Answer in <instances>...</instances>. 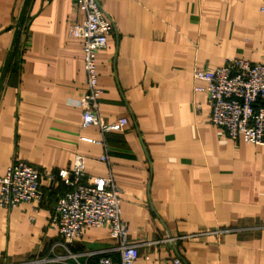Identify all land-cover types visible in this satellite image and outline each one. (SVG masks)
<instances>
[{"label":"crops","instance_id":"obj_1","mask_svg":"<svg viewBox=\"0 0 264 264\" xmlns=\"http://www.w3.org/2000/svg\"><path fill=\"white\" fill-rule=\"evenodd\" d=\"M98 1L113 22L96 57L99 114L127 120L104 136L110 166L100 131L81 124L77 2L0 0V176L15 159L50 172L39 201L0 207V264L119 262L105 227L59 245L50 213L74 187L75 155L121 190L133 264H264V146L213 125L192 78L228 58L264 64V0Z\"/></svg>","mask_w":264,"mask_h":264},{"label":"built area","instance_id":"obj_2","mask_svg":"<svg viewBox=\"0 0 264 264\" xmlns=\"http://www.w3.org/2000/svg\"><path fill=\"white\" fill-rule=\"evenodd\" d=\"M84 14L80 24H73L69 34L82 39V59L86 90L78 100L83 127L95 126L104 148L100 160L110 166L105 134L121 131L127 126L126 118L106 121L99 114L102 90L98 85L97 53L106 48L107 36L113 31V22L105 14L98 0H75ZM264 12V6L260 7ZM195 91L207 94L210 122L222 128L230 139L264 146V64L252 63L242 58H228L223 64L211 68H194ZM89 141H94L89 139ZM84 158L75 155L70 173L74 187L59 196L50 213L61 238L59 245L67 249L73 240L82 235L86 226L105 227L110 237L117 241L119 262L102 255L97 264H133L138 258L137 245L128 241V228L121 219V190L111 174L105 177L84 175ZM50 179V172L39 170L26 161L15 159L0 176V207L13 208L20 203L40 200L41 181ZM89 255V254H88ZM174 258V264L179 262Z\"/></svg>","mask_w":264,"mask_h":264}]
</instances>
